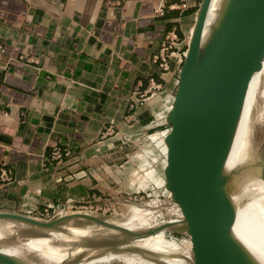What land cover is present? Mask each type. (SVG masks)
Returning a JSON list of instances; mask_svg holds the SVG:
<instances>
[{"label": "crops", "instance_id": "0c3cea01", "mask_svg": "<svg viewBox=\"0 0 264 264\" xmlns=\"http://www.w3.org/2000/svg\"><path fill=\"white\" fill-rule=\"evenodd\" d=\"M199 1L0 0V212L100 201L126 149L117 140L152 127L168 94L164 122L180 42L166 70L152 56L169 31L189 35Z\"/></svg>", "mask_w": 264, "mask_h": 264}, {"label": "water", "instance_id": "95a60500", "mask_svg": "<svg viewBox=\"0 0 264 264\" xmlns=\"http://www.w3.org/2000/svg\"><path fill=\"white\" fill-rule=\"evenodd\" d=\"M209 2L200 0L195 10L164 116L168 128L163 136V187L178 209L179 220L142 231L115 226L89 212H72L49 220L0 212V220L42 231L66 226L73 219L86 220L123 233L124 244L111 250L126 253L142 251L129 245L130 239L159 230L181 231L189 242L191 264H258L232 233L234 206L224 165L248 82L264 56V0H222L204 38ZM259 177L264 181V152ZM6 241H13V235L2 236L0 244ZM71 258L60 264H69ZM0 264L27 262L0 250Z\"/></svg>", "mask_w": 264, "mask_h": 264}, {"label": "rangeland", "instance_id": "374dc122", "mask_svg": "<svg viewBox=\"0 0 264 264\" xmlns=\"http://www.w3.org/2000/svg\"><path fill=\"white\" fill-rule=\"evenodd\" d=\"M187 38V35L181 37L178 51L185 49ZM177 50H175L174 58ZM174 89L175 87L171 88V95ZM164 95L157 100L158 108L154 114L155 118L151 122L152 127L142 131V134L148 135V137L144 140H138L143 143L142 148H146L148 152H142L139 161L127 159L124 154L132 155L134 151L133 143L138 141H135L133 136L128 141L125 135L130 133H126L123 138L118 139L117 144L122 141V146H126V149L123 151L122 158L117 160L119 162H116L114 170L109 173L112 176V179L109 178V187L101 196L100 201L97 199L88 201L90 204L101 208L96 212L98 216L108 222L114 220L119 224H130L136 231L147 230L161 224L162 222L155 223L158 214L162 218L168 219L166 221H176L172 219L173 215L171 214L173 212L179 213L175 209L176 206L170 201L168 192L164 190L163 185L160 183L161 178H163L162 162L164 158L158 151L160 146L157 145V141L160 133L166 130L168 126L164 124L160 117H156V114L162 112L163 105L166 104L168 94L163 97ZM159 104L161 105L159 106ZM244 104H246V112L251 125L253 156L255 159L258 158L260 162L264 152V56L261 60V69L254 70L248 82L243 108ZM162 122L164 125L159 126L158 124H162ZM136 166H139L142 171L137 169ZM229 188L232 189V186L230 185ZM133 205L140 206L136 211L137 213L126 211V208L130 209ZM10 235H13V241H6L0 246L10 250L29 264H60V257L55 255L56 249H65L66 251L70 249L72 258L68 262L69 264H87L100 256L111 254L106 252L124 244L123 233L97 226L82 219L70 220L66 226L55 228L50 233L0 220V239H2V236ZM152 236L156 239L171 242L178 248L177 253H173L174 257L177 258L176 264H191L189 242L183 232L167 230L163 233L162 230L149 237ZM50 238L53 239L50 240ZM140 239L145 240L146 238L141 237ZM127 242L132 241L130 239ZM88 258L93 260L88 262ZM83 259L87 261L81 262ZM96 264L157 263L138 256H120L115 261ZM163 264L165 263L163 262Z\"/></svg>", "mask_w": 264, "mask_h": 264}, {"label": "bare ground", "instance_id": "6f19581e", "mask_svg": "<svg viewBox=\"0 0 264 264\" xmlns=\"http://www.w3.org/2000/svg\"><path fill=\"white\" fill-rule=\"evenodd\" d=\"M221 2L222 0H210L209 2L203 27L204 38L208 35L211 25L218 16ZM260 67L261 62L257 70H259ZM257 159L258 158L255 159L253 156L251 125L246 112V104H244V108L242 105L224 165V173L229 175L228 186H232V189H230V199L234 206V217L231 230L236 239L249 251L257 263L264 264V181L259 177L260 162L259 159ZM110 223L131 231H136L130 224L119 225L116 224L117 222L115 223L114 220L110 221ZM52 231L53 230H48L49 233ZM149 236L150 235L144 236L146 238L145 240L136 239L129 244L145 251L146 254H143L142 251H131L126 253L120 250H110L106 253L111 254L104 256L112 254L138 256L157 264H163V262L165 264H176L175 261L177 258L174 257L173 253H177L176 250L178 248L171 242ZM52 239L53 238H50V240ZM0 250L4 254L21 259L10 250L4 249L1 246ZM67 252L71 255L70 249H68ZM71 257L72 255L67 256L65 260ZM101 257L103 256H100V258ZM152 257H155L156 260H152ZM87 260L89 262L93 259L88 258ZM87 260L83 259L81 262Z\"/></svg>", "mask_w": 264, "mask_h": 264}, {"label": "built area", "instance_id": "2783aa9c", "mask_svg": "<svg viewBox=\"0 0 264 264\" xmlns=\"http://www.w3.org/2000/svg\"><path fill=\"white\" fill-rule=\"evenodd\" d=\"M161 10H162V6L161 4H159L157 6L156 11L161 12ZM176 42H179V38L176 32L174 30H171L167 33L166 38L164 39V42L161 43L158 53L153 54L152 56L153 61L159 60L158 65L160 66L161 69L166 70L168 68L167 58L171 52L169 51V48L171 47V45H173ZM184 50L185 49H183L182 51H178V50L176 51L175 58L178 64L181 63L182 57L184 55ZM149 81H150V84H152V80H149ZM131 105L130 107H132ZM164 131H167V129ZM131 136L135 137V141H138L139 139L144 140L145 138L148 137V135L145 136L139 132H133V133L125 135L128 141H130ZM121 143L123 142L121 141ZM142 146H143V143H140V141H138L137 143H133L134 151L132 155L128 156L127 154H124L125 158L132 159L133 161H139V159H141V156H142L141 153L142 152L145 153L143 151ZM158 151L164 158L165 153L164 154L162 153L161 147L160 149H158ZM52 155H53V158L60 159L63 156L68 155V152L61 151L59 148L54 147ZM138 167L137 169L142 171L140 167L139 168ZM0 179L7 180V173L4 168H0ZM21 206H22V212H20V214H23V215H26V216H29L35 219H39V220H49L54 217L67 214V213H72V212H89V213L96 214V212L101 209L99 206L90 204L89 202H74L70 199H66L63 202H58V203H48V204H45L42 208H29L24 203H21ZM171 215H173L172 219L176 221L179 220V215L176 212H173V214ZM166 220L168 219H164L158 214L155 218V223H161ZM165 231L167 230H164L163 233Z\"/></svg>", "mask_w": 264, "mask_h": 264}, {"label": "flooded vegetation", "instance_id": "af4514ba", "mask_svg": "<svg viewBox=\"0 0 264 264\" xmlns=\"http://www.w3.org/2000/svg\"><path fill=\"white\" fill-rule=\"evenodd\" d=\"M116 223V222H115ZM116 224H119V223H116ZM120 225V224H119ZM56 256H59L60 257V261L59 262H63L65 260V258L67 256H71L65 249H61V250H57L56 249ZM122 255H118V254H112V255H109V256H103V257H98L97 259L87 263V264H96V263H108V262H112V261H115L117 257H120Z\"/></svg>", "mask_w": 264, "mask_h": 264}]
</instances>
